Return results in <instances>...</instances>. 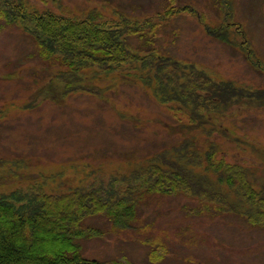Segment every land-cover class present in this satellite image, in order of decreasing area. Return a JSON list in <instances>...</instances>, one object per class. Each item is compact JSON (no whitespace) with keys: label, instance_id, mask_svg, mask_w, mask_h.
<instances>
[{"label":"rangeland","instance_id":"374dc122","mask_svg":"<svg viewBox=\"0 0 264 264\" xmlns=\"http://www.w3.org/2000/svg\"><path fill=\"white\" fill-rule=\"evenodd\" d=\"M9 1L72 19L94 14L120 28L124 19L144 23L149 17L158 23L157 33L152 45L129 37L136 55L156 51L191 63L214 82L264 89V0ZM179 9L182 13L171 14ZM158 13L169 18L159 23ZM204 24L222 28L232 43L210 36ZM29 27L18 22L0 34V198L32 210L30 199L38 193L60 195L130 177L153 154L181 142L182 135L199 133L185 126L190 122L184 114L175 117L178 106L158 101L135 65L113 74L99 67L83 70L82 80L64 94L58 80L64 68L41 59ZM237 104L213 113L228 135L216 140L231 164L262 169L264 108ZM201 180L215 183L213 177ZM206 199L203 205L186 193L148 195L129 229L115 228L102 214L89 217L84 228L100 233L81 240L82 254L123 264H264V226L231 213H197L206 203L213 205Z\"/></svg>","mask_w":264,"mask_h":264},{"label":"trees","instance_id":"16d2710c","mask_svg":"<svg viewBox=\"0 0 264 264\" xmlns=\"http://www.w3.org/2000/svg\"><path fill=\"white\" fill-rule=\"evenodd\" d=\"M180 13L179 9L171 14ZM154 17L159 23L169 18L159 13ZM150 19L145 18L144 23L124 19V28H120L94 14L72 19L51 11L31 10L18 1L0 0V34L18 22L28 24L26 30L39 46L41 59L64 68L58 75L65 86L64 94H68L73 81L82 80L83 70L99 67L101 72L113 74L135 65L140 71L139 79L152 89L158 101L178 106L175 117L184 114L190 122L185 126L199 132L182 135L181 142L153 154L130 177H115L108 184L100 182L60 195L38 193L30 199L32 210L24 211L26 207L17 206L16 201L0 198V264H123L83 256L81 240L100 233L95 228H84L83 222L102 214L115 228L129 229L137 220L138 207L151 194L186 193L203 205L207 198L213 205L206 203L204 210L197 213H231L244 217L252 226H264V168L251 170L231 164L223 144L216 140L228 135L213 118V113L231 111L240 102L264 108V89L214 82L191 63L161 53L159 57L156 51L145 57L136 55L128 39L140 36L152 45L158 23L154 25ZM204 26L210 36L232 43L221 33L222 28ZM92 91L87 92H98ZM180 123L178 129L184 127ZM201 137L206 138L204 143ZM233 140L239 142L238 138ZM212 177L213 185L201 180ZM117 179H123V185ZM202 207L201 204L198 209Z\"/></svg>","mask_w":264,"mask_h":264}]
</instances>
